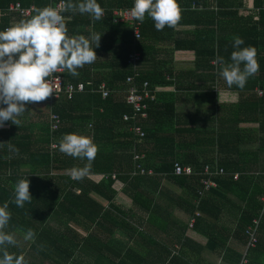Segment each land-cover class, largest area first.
<instances>
[{
    "label": "trees",
    "instance_id": "1",
    "mask_svg": "<svg viewBox=\"0 0 264 264\" xmlns=\"http://www.w3.org/2000/svg\"><path fill=\"white\" fill-rule=\"evenodd\" d=\"M215 1L218 4L217 10L201 11L198 8L193 9L192 3L207 5L211 2L210 0H177L180 19L176 24L190 22L199 25L202 24L203 18H206L207 23L203 28L205 29L203 36L196 33L195 39L186 43L177 42L175 47L177 50L195 49L199 66L202 64L208 67L212 65L213 60L217 61L218 56H222L227 61L233 50L231 44L233 37H241L244 40V45L241 47L251 45L256 49L259 67L258 71L247 79L245 86L238 89L239 91L244 88L253 90L257 87L261 92V101H264V9L262 8L264 0H254L257 12L248 15L247 18H241L239 13V8L245 6V0ZM12 2H20L24 7L34 5L36 8L51 4V0H0V30L11 23L13 16L22 18L15 13L7 12V7ZM97 2L106 9V15L100 20H93L88 14H80L74 10L65 12L67 17L65 24L69 36L83 34L86 26H92L97 31L106 29L111 34L100 36L98 47L94 49L95 53L105 52L106 58L100 60L96 58L91 64L78 68L76 76L68 72L63 73L65 82H81L85 85V91L76 93L71 99L61 98L50 104L51 111L58 114L62 120L60 129L52 134L50 123L49 125L31 124L33 130H30L29 135L7 132L8 135L5 136V142H10L14 149L24 152L15 162H9L5 160V155H0V204L7 202L10 213L5 231L14 234L17 240V245L8 246V251L17 255L28 251L29 257L49 259L53 264H90L93 260V264H113L115 262L109 258L111 256L116 258L120 252L115 242H102L98 235L91 234L88 240L75 241V236H69L67 230L61 232L60 229L67 228L70 222H77L84 226L86 220L101 228L105 222L110 223L111 227H105V230L111 235L116 226H126L123 227L126 229L129 226L136 229L130 219L136 217L145 221L150 218H144L143 214L151 216L155 211L161 213L163 209L160 206H152L151 195L141 192L140 188L148 183L159 184V180L166 177L185 187L186 192L181 198V205L189 211L191 219L194 217L193 226L203 220V217H200L203 213L218 219L228 214L225 211L228 208L227 211L236 215L235 235L244 240L245 248L249 238L248 229L256 227L257 240L255 246L248 250L246 264H262L255 256L261 253L264 244V212L262 213L261 203L264 195V166L260 165L261 157H259V151L264 152V148L243 151L237 144L233 147L226 143L223 134L217 133L211 136L213 138L210 144L216 145L218 154L224 158L217 162L207 158L198 159L196 151L193 150L195 144H190L192 142H188V138L182 134L186 132V129L173 126L175 118L179 116L174 102L158 100L162 94L158 91L155 93L154 100H146L147 108L143 112L147 116L143 117L140 112H137L136 119L133 120L131 117L134 115V110L126 102V91L130 87L127 77L134 75L132 64L128 61L129 54L137 51L141 55L139 75L134 80V84L139 89L144 81H149L151 87L164 86L168 83L166 81L168 73L164 71L147 73L144 70L141 71V64L144 60L148 61L149 52L153 46L152 39L161 34L171 33L174 26H165L157 31L154 28V22L147 15L143 22L135 20L132 25L116 24L113 22L112 10L132 7V0H97ZM136 26L139 28V38H136L134 33ZM96 67H101L104 71L95 72ZM218 68L217 64L215 69L218 71ZM213 75L216 74L213 73ZM101 83H105L110 89L111 94L108 97H103L97 90L92 91V89H98ZM47 99L48 97L44 101ZM30 104L25 105L27 110ZM246 104L248 101L231 106V110L236 108L237 123L246 117L244 116ZM238 109L244 112L239 115ZM125 115L130 116V119L125 120ZM162 116L170 122L165 121L167 119ZM135 124L145 131L142 141H139L131 131V127ZM172 126L174 132L169 134ZM35 129L38 132L35 131L34 134ZM75 130H87L97 145V153L89 171L105 174L106 178L102 181L95 183L86 176L75 180L70 175L59 174V177L51 175L53 170H68L66 165L63 166L64 163L66 164L65 161L75 164V161L80 159L60 154L58 145L56 149L51 147L53 138L58 144L63 134L73 133ZM134 149L139 153H145L142 161L145 160L146 169L153 170L152 175L130 176V172L134 170L132 152ZM244 156H249L253 163H257V166L252 167L249 161L244 162L246 159ZM153 159L156 162H152ZM39 163L44 166L45 184H39L36 180L39 175ZM176 163L182 167H191V174L185 172L177 174ZM83 165L78 163L72 166L83 167ZM207 165L211 174L204 173ZM23 168L28 170H22ZM221 169L223 172H220ZM22 171L25 172L22 173ZM24 173L28 174L26 178L29 180V192L32 198L25 202L23 207H17L13 202L14 185L24 176ZM113 175L116 176L115 179L117 177L126 181L131 179L128 183L132 186V190L135 188L136 192L130 194L134 206L142 214L137 215L134 211L122 212L123 218L120 222L110 216L109 212L104 211L100 203L91 198L90 193L95 191L109 201L114 200L116 192L113 188L115 182ZM6 177H8L7 180ZM205 181H209L210 185ZM215 195L220 200L211 208L209 198ZM224 200L230 202L227 203V208ZM29 229L33 232V237L25 241L20 232L26 233ZM210 245L213 247L215 243L212 242ZM255 253L258 254L255 255ZM262 253H264L263 249ZM134 254L132 250H128L122 256L120 264H143L146 257H138L135 262ZM243 256L240 253L235 256H224V260L231 264H240ZM40 262L42 264V260Z\"/></svg>",
    "mask_w": 264,
    "mask_h": 264
},
{
    "label": "crops",
    "instance_id": "2",
    "mask_svg": "<svg viewBox=\"0 0 264 264\" xmlns=\"http://www.w3.org/2000/svg\"><path fill=\"white\" fill-rule=\"evenodd\" d=\"M210 1L211 2L207 5H194L192 3V8H198L201 11L217 10L218 4L216 1ZM245 1V6L239 8L241 18H247L248 15L250 16L257 12V9L254 7V0ZM21 19L26 18L13 16L10 24L16 23ZM205 19L206 18L201 19L203 22L199 25L190 22L176 24L171 33L154 37L152 39L153 46L150 49L148 61L144 60L142 62L141 71L144 70L147 73L155 71L160 73L164 71L168 73V75H166V81L168 83L164 86L153 87L159 94L160 92L162 93L158 100H170L174 102L176 112L179 116L175 118L173 126L174 128L186 129V132L182 134L185 138H188V142H192L190 144H195V149L193 150L196 151L198 159L203 160L207 158L217 162L224 157L218 154L216 145L210 144L213 134H223L226 143L233 147L237 144L243 151H254L258 150V148H264V101H261L262 96L258 94L259 88L257 87L253 90L244 88L242 91H239L235 85L229 88L216 70V60H213L212 65L208 67L202 64L199 66L196 61L197 52L195 49H176L175 45L177 42H189V40L196 38V33L203 36L205 32L203 28H205L204 26L207 23ZM83 30L84 33L81 35H84L86 38L91 34H101V36L111 34L110 31L106 29L99 31L94 30L92 26H86ZM76 35L78 34L74 36ZM96 55L98 60L104 59L107 56V54L102 51L96 53ZM94 71L103 72L104 70L101 67H96ZM65 72L68 71L65 69ZM213 73L216 75H213ZM244 101H248V104H246L244 108L245 112L240 109H238V111L240 113L239 115L244 112V116L246 117L244 120L237 123L236 120L238 116L235 111L236 108L231 110V106ZM50 107L49 101L31 103L29 109H26L24 113L17 117L19 120L18 125L6 121L3 126H0V155H5V160L15 162V160L22 157L21 155L24 153L19 149L13 151L8 148L10 142H5V136L8 135L7 132L29 135L30 130H33L31 124L49 125ZM42 108H47L48 113H38V109L40 110ZM162 117L167 119L164 116ZM165 121L170 122L169 119ZM173 126L169 134L174 132ZM35 131L36 133L38 132L35 129L34 134ZM51 133L53 134L55 132ZM75 133L88 134L87 130H75ZM202 136L204 137L201 138ZM54 140L56 139L53 138L51 147L56 149L58 144ZM259 152V157H261L260 165L264 166V152ZM140 154H144L145 158L144 152ZM244 157L246 158L244 162L249 161L250 166H257V163H253L249 156ZM65 162L66 164L64 163L63 166L66 165L68 170H53L51 175H58V177L59 174L69 175V170L73 168L72 165L87 163V161L80 159L75 161V164H73L74 162ZM152 162H156V160L153 159ZM142 164L146 167L145 160L142 161ZM133 166L135 168V162ZM39 167V175L38 178H36L37 183L45 184V178H43L45 174L44 166L39 163ZM22 170L27 171L28 169L23 168ZM25 171H22V173ZM27 173H24V176H28ZM7 175L9 176V174ZM130 176H135L132 175V171L130 172ZM86 177L97 183L105 179L106 175L88 171ZM3 178L5 177L3 176ZM7 178L8 177H6V180ZM127 180L130 181L131 179ZM128 181L120 177L115 179L113 188L116 194L113 201L107 200V198L95 191L90 193L91 198L104 207V211L109 212L110 216L116 218L120 222H122L121 220L123 218L122 212L132 213V211H134L137 212V215L142 214L140 210L134 206L133 198L130 193H135L136 190L135 188L132 190V186ZM140 190L141 192H146L151 195L152 206H160L163 209L161 213L155 211L151 216L143 214L144 218H150L145 219V221L136 217L132 219L129 218L136 229L129 226L128 229L123 228L126 226H116L114 229L115 231L111 235L110 232L105 230V227H111L110 223L103 222L104 224L101 228L96 226L95 223L86 220L84 226H81L77 222H70L67 228H61L60 231L63 232L67 230L69 236H75V241L77 239L88 240V236L91 234L95 236L98 235L102 242H115L120 252L116 258H113V256L109 258L115 262L113 264H120L122 256H124L128 250H132L133 253L136 254L133 256L135 262L138 257H146L143 264H231L224 260V256H235L236 254L244 253L245 242L235 235V232H237L235 222L236 215L235 213L233 214L227 211L229 210L227 208V203L230 202L223 201L227 208L225 211L228 214L215 219L207 213H203L200 216L203 217V220H201L198 225L195 224L196 226H190L192 216L189 211L181 205V198H183L182 196H184V192H186L185 187L164 177L159 180V184L148 183L142 186ZM209 199L211 208L217 205L220 200L216 198V195L211 196ZM20 233L24 237L25 233ZM210 242H214L215 245L212 247ZM263 246L262 249L264 251ZM262 249L261 253H255V255L258 254L255 257L264 264V253H262ZM20 256L23 258L25 264H41V260L42 264H53L49 259H34L29 257L28 251L21 252ZM93 262L94 260L90 264H93Z\"/></svg>",
    "mask_w": 264,
    "mask_h": 264
},
{
    "label": "clouds",
    "instance_id": "3",
    "mask_svg": "<svg viewBox=\"0 0 264 264\" xmlns=\"http://www.w3.org/2000/svg\"><path fill=\"white\" fill-rule=\"evenodd\" d=\"M73 10L88 14L93 20H100L103 15L97 0H75V3L67 0L58 8L34 9V14L28 18L0 30V126L6 121L18 125L17 117L26 111V104L49 99L53 89L47 78L58 68L76 76L78 68L97 58L94 49L98 47L101 34H91L88 38L67 34L62 14ZM129 15L140 22L147 15L154 22V28L160 31L165 26L176 25L180 8L177 0H132ZM231 44L233 50L227 61L222 56L217 57L218 74L229 88L235 85L242 89L247 79L258 71L257 53L251 45L241 47L244 40L239 36H234ZM8 148L15 150L12 145ZM58 150L87 161L83 167L69 170L70 177L79 180L88 173L97 145L91 135L73 132L62 135ZM13 191V202L17 207H23L31 200L26 175L16 181ZM9 219L8 203L4 202L0 204V264H25L20 255L8 251V246L17 245L14 234L5 231ZM32 237L33 232L29 229L23 239L27 241Z\"/></svg>",
    "mask_w": 264,
    "mask_h": 264
},
{
    "label": "built area",
    "instance_id": "4",
    "mask_svg": "<svg viewBox=\"0 0 264 264\" xmlns=\"http://www.w3.org/2000/svg\"><path fill=\"white\" fill-rule=\"evenodd\" d=\"M67 2L65 0H51L50 7L58 8ZM195 5V4H194ZM103 9V15L104 17L106 15V9L101 7ZM129 8H114L112 10L113 13V22L114 23H124V24H133L135 20H133L129 15ZM262 8L264 9V3L262 5ZM34 9H37L34 5L31 7H24L21 5L20 2H14L8 5L7 12L9 13H15L22 18H28L30 15L34 13ZM67 12V11H65ZM65 12L62 14L64 19ZM134 33L136 38L140 37L139 28L136 26L134 27ZM129 63L132 64V69L134 71V75H129L127 77V82L130 83V87L126 91V102L127 104L132 106V109L134 110V115L131 117L133 120L136 119L137 112L141 113V116L146 117L147 114L143 112L144 109L147 108L146 100H154L156 89L150 86L149 81H144L140 89L134 84L135 77L139 75L140 70V62H141V55L137 51H133L129 54ZM65 72V69H57L55 72L50 74V76L47 78L50 82V87L53 89V93L49 95L48 101L50 104L61 97L65 99H71L76 93H82L85 91V85L83 83H72L70 81L65 82L63 78V73ZM99 91L102 93L103 97H108L111 94L110 89L106 86L105 83H101L98 86V89H92V91ZM259 92V91H258ZM261 92H259L260 94ZM261 95V94H260ZM50 129L51 132L58 131L61 127L62 120L60 116L56 113L50 112ZM125 120H129L130 116L125 115ZM131 131L133 132L134 136H136L139 141H142L145 137V131L142 129L141 126L135 124L131 127ZM134 153V162H135V168L132 171V175H152L154 172L152 169H146L144 165L142 164V159L144 158V154L137 153L136 150H133ZM176 167V173L181 174L185 172L186 174H191L192 169L191 167H182L179 163L175 164ZM220 172H223V169L220 170ZM205 174L210 173L209 172V166H205ZM211 174V173H210ZM115 179V175H113ZM206 184L210 185L209 181H205ZM262 203V213L264 212V195L261 198ZM199 215V213H197ZM195 222V219L192 218L190 221V226H193ZM258 224V221H257ZM248 242L245 248V251L243 253V257L241 259L240 264H246L247 258L246 255L248 254V250L250 247H254L256 243V227H252L248 229Z\"/></svg>",
    "mask_w": 264,
    "mask_h": 264
},
{
    "label": "rangeland",
    "instance_id": "5",
    "mask_svg": "<svg viewBox=\"0 0 264 264\" xmlns=\"http://www.w3.org/2000/svg\"><path fill=\"white\" fill-rule=\"evenodd\" d=\"M50 111H51V110H50ZM43 112L48 113V109H47V108H45V109L42 108V109H40V110L38 109V113H41V114H42ZM84 234H85V233H84Z\"/></svg>",
    "mask_w": 264,
    "mask_h": 264
}]
</instances>
